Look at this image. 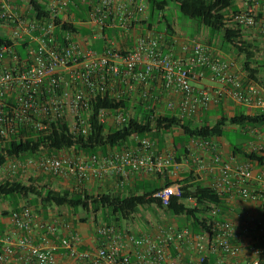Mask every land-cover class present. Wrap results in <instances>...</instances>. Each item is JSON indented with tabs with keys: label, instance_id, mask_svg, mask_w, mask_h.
<instances>
[{
	"label": "built area",
	"instance_id": "1",
	"mask_svg": "<svg viewBox=\"0 0 264 264\" xmlns=\"http://www.w3.org/2000/svg\"><path fill=\"white\" fill-rule=\"evenodd\" d=\"M18 2L0 0V32L9 40L0 43L2 153L21 131L49 135L59 122L67 124L73 137H88L99 100L116 104L97 111V120L108 128H122L132 119L143 123L145 114L151 124L144 135L133 133L97 153L75 148L59 154L40 152L8 160L1 171L79 183L88 182L91 175L112 173L117 188L123 189L134 173L163 176L173 167L171 174L178 175L175 156L155 150L152 134L166 132L158 128V120L169 117L185 123L228 98L254 113L264 112V84L236 75L235 63L215 58L203 42L185 45L184 57L166 52L164 34L149 24V0H28L30 12L36 4L45 14H29L28 19L17 13ZM243 4V9L230 11L225 23L257 29L264 37V0ZM155 18L160 22L162 13ZM206 78L217 86L193 85ZM245 131L252 140L240 154L224 156L214 138L192 137L184 147L186 162L213 176L209 187L224 204L207 206L201 232L169 225L158 227L154 236L137 235L101 223L95 227L97 247L82 250L80 236L68 223L59 242L51 239L58 232L56 222L41 223L45 232L37 243V214L22 206L11 212L9 232L0 222V264H8L16 251L26 264H59L61 254L72 264H177L172 248L190 242L196 252L191 264H264V159L245 158H264V125ZM181 195V185L164 183L151 197L167 207L172 197Z\"/></svg>",
	"mask_w": 264,
	"mask_h": 264
},
{
	"label": "trees",
	"instance_id": "2",
	"mask_svg": "<svg viewBox=\"0 0 264 264\" xmlns=\"http://www.w3.org/2000/svg\"><path fill=\"white\" fill-rule=\"evenodd\" d=\"M236 0H149L150 19L154 20L157 13H162L170 3H177L184 9V13L191 19L198 21L202 26L207 28L211 35L222 34V39L226 43H235L236 32L226 27V16L229 11L237 12L235 5ZM34 4V3H33ZM32 15H37L38 18L44 14L43 7L35 4V10L31 11ZM45 15V14H44ZM163 20L168 22L163 15ZM162 21V20H161ZM66 28L67 26H63ZM68 28V27H67ZM236 35V36H235ZM0 43L9 44V40L3 33L0 32ZM237 46V45H235ZM239 49L246 53V62L244 69L247 72L249 80L258 81L257 70L251 67L253 53L243 46L238 45ZM20 55L24 56L19 50ZM123 104V103H121ZM108 106L114 107L115 103L108 100H99L95 107L93 116V130L91 134L84 137H73L69 133L66 123L59 122L52 127V132L49 135H32L25 131H21L7 144L4 153L0 148V165L5 164L8 160L24 158L38 155L40 152H48V154H59L62 150H82L86 154L97 153L106 150L108 147L119 145L125 141L133 133L144 135L150 128V120L148 115H144L145 122L139 123L136 119H132L128 124L119 129H111L102 125L97 120V111L99 108ZM164 124V126H163ZM240 126L243 130L246 127L261 128L264 125V112H255L251 115L245 114L243 111L238 112L234 117L228 118L223 115L216 123L211 124L207 120L202 124L197 125L191 121L185 123L178 122L175 118L169 119L165 117L157 121L158 128L163 127L165 131H172L173 128H178L181 131L180 135L174 137L175 143L184 144L188 138H218L226 135L225 131L228 126ZM154 138L161 140V134H152ZM233 144L235 154L243 153L244 145ZM245 158L256 159L263 161L262 155L252 154L246 155ZM48 175H41V180L47 178ZM50 178V176H48ZM32 182L30 185H25L19 180H11L0 183V202L2 200H11L15 202V209L20 199H29L34 196L33 201L29 202L32 205L41 203L43 206L68 207L78 211L80 208L86 212H92L102 215V219L107 225L119 226L112 224V220L119 224L121 220H127L136 214L140 207L155 206L156 209H162L168 216H183L187 221L191 222L190 228L198 233L201 232L206 225L207 206L211 203L224 206L217 194L210 188L201 184L195 187L188 186L185 181L181 182L182 195L180 197H172L171 203L167 207H163L159 201L152 198V194L163 187V185H144L135 186L128 189L126 186L123 189L109 192H89L85 187H78L75 191L65 190L59 192L51 189L48 184L42 186L34 185L36 179L30 177ZM173 183H166V186ZM81 185V184H80ZM79 185V186H80ZM194 200L195 204L190 205L188 200ZM97 216V215H96ZM95 216V217H96Z\"/></svg>",
	"mask_w": 264,
	"mask_h": 264
},
{
	"label": "crops",
	"instance_id": "3",
	"mask_svg": "<svg viewBox=\"0 0 264 264\" xmlns=\"http://www.w3.org/2000/svg\"><path fill=\"white\" fill-rule=\"evenodd\" d=\"M244 2L242 4H237L239 9L244 8ZM17 13L21 15L31 14L28 0H19L17 3ZM162 21L157 22V19L149 20V24H154L158 27L159 31L164 34L165 43L167 44L165 51H172L175 56L184 57L185 53L183 51V47L187 45L192 40H199L203 42L211 51L212 55L215 58L234 62L235 67L233 71L236 75L241 78L247 79V72L244 69V66L248 59L246 58V53L244 50L239 49L238 45L243 46L251 51L254 55L253 60H251V67L257 70L258 82L264 84V37L254 28H247L236 26L234 24H226V27L238 30L236 32L235 43H226L222 39L220 35H211L208 29H202V33L199 36L189 37L183 32H178L176 27L169 23L164 22L163 14ZM237 45V46H235ZM208 75V73H207ZM249 80V79H247ZM253 81V80H250ZM193 85L197 88L200 87H215L217 83L211 82L208 78L195 81ZM243 111L247 115H251L254 112L247 107L238 105L232 99H223L218 103H212L211 106L203 112L199 117L194 120H191L192 123L200 125L203 121L207 120L208 122H212L213 120H220V118L225 115L228 118L234 117L238 112ZM216 121V122H217ZM200 123V124H198ZM229 128V126L227 127ZM226 128V129H227ZM166 132L161 134V140L158 138L154 139L155 150L158 153L162 154H173L175 156L176 161L180 165L178 170V175H172L171 170L173 167H170L168 171L163 176L158 175H149L143 172L134 173L130 177V181L126 184V193H128L129 188H133L137 186H146V185H163L164 183H173L172 185L176 187L177 185H181L180 183L185 181V184L188 186L195 187L197 184H201L205 187H209L213 180V176L209 175L206 172H198L194 169L191 162H186L185 160V152L184 147L190 141L191 138H188L184 144L175 143L174 137L181 134V131L175 134L172 139H168ZM226 136V135H225ZM224 137L214 138L215 143L217 144L219 150L224 156H229L234 153L233 151V143L227 141ZM252 138V137H250ZM167 140L170 141L168 144ZM250 141V140H249ZM264 142V141H263ZM247 143V142H246ZM245 143V144H246ZM117 180L118 178L112 173H105L103 178H98L96 176L91 175L88 182L91 183L90 186H86V189L89 192H109V191H117ZM78 188V187H77ZM76 188V189H77ZM89 188V189H88ZM121 190V189H120ZM10 200H2L0 202V222L3 226L4 232H9L12 228V225L9 221V217L11 215V209L7 208L4 203ZM187 203L190 205H194L193 200H188ZM40 205H42L40 203ZM42 209L41 214L37 211V223L35 226L33 235L37 241V243L42 242V235L44 234V230L39 228V225L44 222H56L58 227L57 235L51 236V239L59 242L62 237L66 234L64 230V226L68 223L71 224L73 231L76 232L82 241L81 249L89 250L97 247V235L95 231V227L98 224L105 223L104 220L93 216L91 212V218L81 216L79 211L72 210L68 207H57V206H48ZM49 207H56L55 212L49 213ZM21 208V207H19ZM60 210V211H59ZM60 212V213H58ZM100 219V220H99ZM166 225L161 226H173L176 229H182L184 227H190L191 222L187 221V219L183 216H171ZM106 224V223H105ZM119 229H129L124 228L122 226H117ZM158 227L160 224L151 223L146 225L145 228L138 230L137 235H149L154 236L158 232ZM196 233V232H195ZM199 233V232H198ZM172 256L174 259H177V264H191L196 258V252L193 249V244L183 243L179 249L172 248ZM21 253L16 251L15 256L11 259L8 264H26L21 259ZM59 264H72V261L66 256L61 254Z\"/></svg>",
	"mask_w": 264,
	"mask_h": 264
},
{
	"label": "rangeland",
	"instance_id": "4",
	"mask_svg": "<svg viewBox=\"0 0 264 264\" xmlns=\"http://www.w3.org/2000/svg\"><path fill=\"white\" fill-rule=\"evenodd\" d=\"M242 2H244V0H236L235 1V5H236L237 9H239L237 4H242ZM230 11H232V10H230ZM230 11L228 14H230ZM162 14L164 15V17L166 18V20L169 23L173 24L176 27L178 32H183V34H186L189 37L199 36L202 33V29H207L204 26H202L198 21L189 18L184 13V9L180 5H178L177 3H170L169 6L162 12ZM28 15L29 14L24 15L23 18L28 19L29 18ZM164 22H165V20H164ZM220 36L222 37L223 35L220 34ZM19 50L21 51V53L24 56L26 55V50L23 49V46H19ZM216 121L217 120H213L211 122V124L216 123ZM198 124H200V123H198ZM179 131L180 130L175 129V130L169 131V132L166 131L165 134L167 135V138L170 140ZM174 132H176V133H174ZM225 133H226L225 138L227 139V141H229L233 144H241L243 142H248L249 140H252V138H250L251 136L249 135V133L237 125L229 126V128L226 129ZM169 140H167L168 144H170ZM48 176L43 182L41 180L40 174L32 175L30 173H17L15 175H10L7 172L0 170V183L6 182V181H11V180H19L25 185H30L32 182L29 180V178L32 177V178L36 179L34 181V185L42 186V185L47 183L51 189H53L55 191H59V192H64L65 190L75 191V189L77 187H85L86 188V186L89 187L91 184V183H79V182H77L71 178L51 177V176L49 178ZM33 199H34V196H30L29 199H20V200H18L19 204L17 206L18 207L29 206L35 211V213L38 212L39 214H41L42 209L44 207H42V205H40V203L38 205L30 204L29 202L30 201L32 202ZM4 205H6L7 208L11 209V211L13 209H15V206H16L15 202L11 201V200L6 201L4 203ZM48 210H49L48 211L49 213H51V212L53 213L56 211V207H49ZM78 211H79L81 216H85L88 218H91V216H92L91 215L92 212L87 213L86 211H83L81 208ZM58 213H60V212H58ZM92 214L94 217L96 215H98L99 218L101 219L102 215L100 212L96 215H95V213H92ZM170 218H171V216L166 215L162 209H156L155 206H144V207H140L138 212L136 214H134L131 218H129L127 220H121L119 222V224L116 223L114 220H112V224H117V225L122 226L124 228H129L133 232H137L138 230L145 228L146 225L148 226V224H151V223H154V224L158 223V224H160V226L166 225V223L169 221L168 219H170Z\"/></svg>",
	"mask_w": 264,
	"mask_h": 264
}]
</instances>
